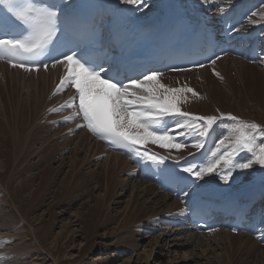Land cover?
I'll return each mask as SVG.
<instances>
[{"label": "rangeland", "instance_id": "rangeland-1", "mask_svg": "<svg viewBox=\"0 0 264 264\" xmlns=\"http://www.w3.org/2000/svg\"><path fill=\"white\" fill-rule=\"evenodd\" d=\"M199 1L202 11H207V8L214 4V10L207 11L208 14L215 13V8H219L225 9L223 15L230 11L228 9L231 7L230 3L235 2V0ZM134 5L136 9H143L146 6L144 4ZM242 19L243 21L246 19L244 21L246 27H264V0H255L248 15L243 16ZM260 50L259 58L261 57V59L258 63L249 64L242 58L226 57L219 65L198 71L200 77L208 74L207 84L204 79L195 80L194 87H199V92H194V89L187 85L193 90L187 94L194 96L193 99L204 97L207 105L201 104L202 101H200L198 103L199 112L205 115L196 113L194 116L219 117L221 113H224L222 112L225 111L223 106L219 105L217 101L213 102L210 98V89L215 87L220 90L217 83L219 76L223 78L225 92L229 93L226 110L232 109L231 113L233 114L224 113L225 124L222 121L219 127L214 126L216 130L208 138L205 147L199 149L209 152L211 158L216 143L222 138L217 137L222 124H224V128L230 129L229 138L234 134L235 137L237 135L235 129L231 128L237 127L232 126L236 123L227 119L228 114L237 115V118L247 121L249 124L254 122L262 128L264 127L260 124L264 123V102L260 106L257 105L258 99L253 98V95L258 92L254 88L251 90L246 84L263 77V45ZM229 58L242 62L243 71L247 69L246 64H248V71L239 75L237 68L232 63L227 62ZM239 64L237 63L238 66H243ZM224 66L229 67L225 69ZM191 73L196 75L195 71ZM189 75L184 74L168 79H182ZM38 78L42 82L41 86L44 85L45 88V92L44 90L41 92V98H30V93L33 96L36 95L35 89L31 92L27 89V91L21 89L19 92L21 95H18V99L13 101L14 104L10 101L4 105L10 109L11 113L5 111L4 102L0 99V252L3 251L0 253V264H218L215 263L214 256L222 253L221 249L215 248L213 251L207 246L204 247L207 251L203 252V247H191L187 241V236L194 231L190 230L188 225L184 227V224H178L179 221L178 223L176 220L173 223L169 222V219L165 218L167 214H158L156 215L158 218L154 216L156 211L161 212L160 209H162L156 208L155 203H150V208H153L150 212L137 218H130L133 217V211L129 205V196L133 193L134 189L131 188L133 184L131 181L125 182L126 186L123 182L121 183L127 174L122 168H119L121 167L119 165L105 169L106 166L103 163L107 153L105 146H100V150L105 152L103 153L104 156L102 154L97 158L94 156L89 158L90 150H87V147H89L90 140L88 136L82 139L83 141L81 140L80 144L83 146L81 150L74 149L77 146L72 139L69 140V135L75 133L79 137L81 134V136L89 134L91 137V133L86 126H82L85 122L80 119L79 113L72 109V106L64 104L69 96L67 89L55 90L50 93L51 80L43 82L42 78ZM163 79V76H159L162 84ZM186 83L184 82V84ZM249 85L253 87L250 83ZM165 86L172 88L170 81ZM185 88L188 89L186 86ZM2 89L11 96L13 95L6 88L2 87ZM54 97V102L60 104L58 107L49 103L53 101ZM67 99L69 100L70 97ZM25 107L28 108L26 111L30 112L29 114L22 113ZM169 120L173 126L175 121ZM85 130L86 133H84ZM259 137L263 138L264 133H261ZM189 138L193 139L189 142L190 146L184 143ZM80 139L81 137H79V141ZM263 141L258 140V144ZM179 142L188 147L164 148L151 142L145 143V147L149 153L160 152L158 157H163L164 153L171 155L168 153L178 150L180 153H184L181 158L189 161L192 153L198 150L191 145L192 142L195 143V138L181 137ZM211 149L213 151L210 152ZM75 154H77L75 156L77 158L74 157ZM250 155L249 153H242L240 159L245 162ZM80 158L84 161H80ZM121 159L120 161L123 162V158ZM61 162L64 164L62 169L58 171L57 168ZM196 163H198L197 160ZM258 169L263 171L259 176H264V167L255 163L252 168L242 171V175L240 174L242 181L238 180L239 187L248 185L247 183L252 181L253 176L259 173ZM53 170L58 171L57 173L60 172V175H55ZM89 170L95 171L90 172ZM142 170L143 168L141 170L138 168L143 179L145 178L141 181L153 184L151 179L142 175ZM87 172L90 173L89 175L92 174V177L94 172V177L90 176L92 182L88 186H84L85 184L81 186L82 179L84 175H87ZM51 174L53 177H50ZM95 174L97 177L101 176L100 181L97 180ZM29 175H33L31 180H28L27 176ZM107 176L110 177L109 180H107ZM95 180L100 182V186ZM212 181L223 182L219 177ZM130 183L131 185H128ZM250 184H262V182ZM137 185L139 186L141 183ZM224 185L228 186L227 183ZM87 187L90 188L87 189ZM118 188L119 190H117ZM56 190H59L57 195L54 194ZM109 204H111L110 207ZM135 208L136 206H133V210ZM175 212L182 214L183 210ZM149 215L153 216L149 217ZM171 216L173 217V214ZM44 226L46 227L43 228ZM229 233L238 236L232 232ZM233 238L231 237L232 243L229 249L233 248L235 252L230 250L231 259L233 254L246 259L251 252L239 248L240 237ZM215 245L213 244V246ZM197 252L200 253L197 254ZM148 256L150 258L147 260L146 257ZM222 258L223 264H258L256 256L244 259L247 262L241 261L240 258L237 259L238 261L232 259L231 262L225 255Z\"/></svg>", "mask_w": 264, "mask_h": 264}, {"label": "snow or ice", "instance_id": "snow-or-ice-1", "mask_svg": "<svg viewBox=\"0 0 264 264\" xmlns=\"http://www.w3.org/2000/svg\"><path fill=\"white\" fill-rule=\"evenodd\" d=\"M122 2L146 5L147 0ZM0 4L7 7L15 21L28 25L20 33L0 29V58L7 56L8 62L13 63V58L22 53L35 54L50 50L54 38L62 30L61 17L65 14L60 5L49 4L47 0H22L20 4L14 0H0ZM26 32L29 34L24 35ZM210 62L214 65L216 60L212 59ZM61 63L66 74L61 77L57 89H75L76 96L72 104L75 105L78 100L79 114L85 122L82 126H86L110 144L135 153L137 162L144 160L157 167L164 165L165 157L142 150L147 142L180 149L185 146L179 142L181 137H193V146L202 149L216 130L214 126L217 122L226 118L223 113L219 117L194 116L182 111L178 106L180 97L177 95L182 90L171 89L160 83V73L156 71H150L140 79L130 78L125 82L118 73L109 74L110 69L88 60L77 51L55 61V64ZM199 66L203 67L202 64ZM19 67L31 70L23 62ZM44 67L47 68V65ZM186 91L193 92L190 88ZM168 119L175 121L170 128L167 127ZM227 119L235 121L237 125L235 139L223 136L216 143V149L211 154L212 159L206 166H188L182 169L183 172L191 174L197 180L215 174L227 183L237 169L248 170L254 163L264 167V142L258 144L257 136V133H264V128L254 122L249 124L231 114H228ZM162 122L166 125L164 128L154 127ZM241 152L250 153L253 158L247 162H237L236 157ZM167 169L168 166L164 165L161 170Z\"/></svg>", "mask_w": 264, "mask_h": 264}, {"label": "bare ground", "instance_id": "bare-ground-1", "mask_svg": "<svg viewBox=\"0 0 264 264\" xmlns=\"http://www.w3.org/2000/svg\"><path fill=\"white\" fill-rule=\"evenodd\" d=\"M77 1H79V0H76L75 2H77ZM241 1L242 0H235L234 3H230L231 7L228 8V9H230V12H232L231 13V16H234L236 14H239V8H238V6L241 4L240 3ZM250 1H252V0H245L244 2H249L250 3ZM104 4H105V6H104L105 14H108V15L117 14L120 19H123L120 22L121 26L123 28H125V27L128 28L125 31H122V30L121 31H117V26L115 25V27H114L115 31L117 32V35L120 36V42L122 44V56H127L128 58L132 55V50L135 47L134 38L136 36V33L139 30H142V28H145V26H144L145 24L142 21H140V19L143 18V17H146L147 18L148 15L154 13L156 10H160V9L162 10V12L158 15V17L160 18V20L155 21V20L152 19L153 24H154V27L157 26V33L158 34H160L161 31H162V29H163V26H161L160 24H162V20H166V16L164 14V12H166V11H168V13H169L167 19L170 22V24L176 20L175 17H174V15H173V13L176 14V16H186V17H189V18L192 19V26H193V28L196 31L200 32V23L201 24H205L206 27H209V25L212 22L213 23L216 22V20H218V18L223 15L222 13L225 10V9H222L221 10L219 8H215L216 9L215 10L216 11L215 13L208 14L207 11L214 10V4L212 5V7H208L207 8V11L206 10L205 11H202L200 9V1L198 2V0H166V2H164V0H161V1L160 0H147L146 6L143 9L141 8L140 10H134L133 7H130L129 9L124 8V5L126 3H123L122 0H106L104 2ZM129 5L130 6H134V4H129ZM126 19H128V22L130 24L127 23V20ZM141 20H143V19H141ZM189 26H191V23H189ZM258 29L259 28H256L254 31L253 30L248 31L247 29L246 30H241V27H240L236 31L237 32L236 35L234 36L232 34L231 37L236 38V39L239 40V39H241L242 36H245V35L248 34L250 36L249 38H251L253 36V34L257 32L256 30H258ZM247 31H248V33H247ZM205 35H206V38H211L212 37L209 33H207ZM127 36L130 39L127 40L126 39ZM140 39H144V35H140L137 38V40H140ZM257 39H259V36L257 37ZM120 58H123V57H120ZM224 59H226V57H224V58L216 61L214 65L211 63V64H208L206 67H204L202 69L195 70L196 75H194V73H191L192 71H189V72L188 71H185V72L184 71L183 72H168V73L164 74L163 85H166L170 81L171 82V86H172V88L170 87L171 89H181L182 90L181 92L177 93V95L180 97V103H179L178 106L180 107V109L182 111L191 113L193 115H196V113L201 114V115H205L203 113H200L199 112V108H198V103L200 101H202L201 104H205V106H207L206 103H205V101H204V97H200V98L193 99L194 96H192L191 94H187L188 91H186L185 86L188 88L187 85H189L192 89H194V92H199L200 91V88L199 87H194V82H195L196 79L197 80L204 79V82L207 84L208 83V74L204 75V77H200L197 72L198 71L207 70L209 67L217 66ZM231 60H233V61H231ZM236 60L237 59H230L229 58L227 60V62L228 63H232V65L235 68H237V70L239 71V75H242L246 71H248V69H249L248 68V64H246L247 69L243 71L244 65L242 64V62L236 61ZM247 62L249 64H251L248 61V59H247ZM237 63H240L243 66H241L240 64H239L240 66H238ZM228 67L229 66H227V68H226V66H224L225 69H228ZM58 68H60V69L63 68L64 69V67H62L61 65H59V66L50 67L48 69H43V70H39V71L28 70V69H22V71H19L18 68L14 69L11 66H9L7 63L0 61V99L4 102L3 106L5 104L7 105V103L10 102V101H12L11 103H13V101L17 100L18 99L17 98L18 95L19 96L21 95V93L19 94V92H20L21 89H23V90H26L27 89L30 92L33 89H35L36 93L35 92L34 93L36 95L33 96L30 93V98H32V97H35L37 99L38 98H41V92L43 90L45 92V88H44V85L41 86V83L42 82H41V80L38 77L42 78V81L43 82L46 81V80L47 81L48 80L49 81L51 80V83H50L51 87L49 88L50 89L49 92L52 93V91L56 88V85H57L58 80L61 79V77H63L66 74V70H64L65 73H62ZM184 74H190V75L188 77H184L182 79H168V78H171V77L180 76V75H184ZM222 79H223L222 76H219V81H217L218 86L220 87V90H217L215 87H213V89H210V98L212 99L213 102L214 101H217L219 103V105H222L223 106V109L225 111H222V112H224V113H227V112L228 113H231L232 109L229 108L230 111L229 110H226V108L228 107V102H229V97H228L229 96V93L228 92H225V84L222 81ZM184 82H187V83L184 84ZM249 83L251 85H253V87H251L249 85ZM246 84L248 85V87L251 90H253V88H254V90L258 92V93H255V95H253V98L258 99L257 100V105L260 106V104L262 102H264V98H263L264 97V71H263V77L262 78L256 79V81H254V82H251V81L250 82H247ZM2 87L3 88H6L8 91L12 92L13 95L11 96L7 92H5L2 89ZM72 96H73V94H71V97L68 96L67 98L70 97V99L68 100L66 98L65 103L64 102L63 103L64 104H67L69 106H72V109H75L76 110L78 108V102H76L75 105H73L72 104V101H73V97ZM57 98H59V97H57ZM189 98H190V100H189ZM54 101H55V97L53 98V101L52 102H49V103L55 104L58 107L60 104L57 103V102L55 103ZM239 101H241V100H239ZM69 102H71V103H69ZM261 106H263V105H261ZM46 107H48V106H46ZM27 109L28 108L25 107L24 108V111H22V113L25 114V115L26 114H29L30 112L26 111ZM5 111H7L8 113H11L10 109L9 108H6V107H5ZM218 111H221V110H218ZM218 114H220V113H218ZM231 114H233V113H231ZM78 115H79L80 119H83V118H81V115L80 114H78ZM236 116L237 115H235L234 117H236ZM222 121L224 122V119L223 120H220V122H222ZM245 122H247V121H245ZM260 124L264 126V123H260ZM74 125H75V123H74ZM232 126H237V125L236 124H233ZM231 128L232 129H235L236 127H234V128L231 127ZM86 132L87 131L85 130L84 133H86ZM89 132L91 133V137H90L89 134H85V136H81L82 134L81 135L77 134V135H79V137H81V139L79 141V137L76 136L75 133H73V134L69 135L70 136V139L69 140L72 139L73 142H74V144L77 146L74 149L81 150L83 146H82V144H80V142H81L82 139H84V138H86V136H88L89 137V140H90L89 141V143H90L89 144V147H87V150H90L89 155H88L89 158H90V156H94L96 158L97 157H100L103 153H105L104 151L100 150V146H105V148H106L105 151H107V153L105 154V160L103 162L105 164V166H106L105 169L112 168L113 166L119 165V166H121L119 168H122V170L125 171V173L127 174V177L123 178L124 181L121 180V183L123 182L124 185L126 186L125 182L127 183L128 181L129 182L131 181L132 184H133L131 186V188H133L135 190V191L133 190L132 191L133 193H131L130 196H129L130 197L129 198V205H130V208H132V211H133L132 212L133 217L132 216L130 217L132 219L133 218L140 217V216H142V214L145 215V213H148L151 210H153V208H150V203H155L156 204V208H159V209L162 208V209H160L161 212L160 211L159 212L156 211V214L154 216H156L158 214H163V215L164 214H167L168 216L165 215V217L166 216L167 217H172L171 215L173 214V217L174 218H177L176 219V222L178 223V221H179L178 224H181V225L184 224L185 225L186 224V221L188 220L187 218L189 216L190 211L192 209H194L196 206H201L203 204H210L214 209H216V210H221V209L223 210L224 209V212H223L224 214L231 215L232 208L236 207V205L239 203L238 200L234 202L233 196H228V195H226L225 198L222 197V199H220V200L217 201V203H221V204H216L215 202H212V203L209 202L212 199L213 200L214 199H217V196L219 195V192H217V190L215 189V186H219V187H221L223 189L224 186H222V185L225 183V182L212 181L214 178L217 177L215 174L206 175L203 178V181L204 182L201 181V184H199V185L196 184L187 193V195L184 194L183 197H181L180 200L171 199L170 196L164 194L163 192H161L159 190V188L155 185V182L152 184L151 182H148L147 183V182L141 181V180H144V179L141 176V173L138 171L137 166H135L132 163V160L129 159V156H128L129 154L127 155V154H125L123 152L110 149L106 145V143H104L102 140L96 138L92 134V132L90 130H89ZM257 134L260 135L261 133H257ZM234 137H235V134L233 136H230L231 139H234ZM77 138H78V140L76 141ZM164 148H166V147H164ZM214 149H216V147ZM242 153L243 152H241L236 157L237 162H241L242 163V160L240 159V155ZM77 154H79V153H77ZM77 154H75L74 157ZM168 154H171V155H167L166 153H164L163 157L166 158L164 162H167V163L169 162V163L175 165L177 168H180V169H183L185 167H188V166H185L186 161H175V158L176 159L179 158V159L184 160L183 158H181V156H183L182 154H184V153H180L177 150L175 152H172L171 151ZM221 154H222V152H221ZM51 156L54 157L53 154H51ZM103 156H104V154H103ZM208 156H210V154ZM250 156H249V159H252L253 157H250ZM198 157L199 158L196 159L198 163H201L204 160L206 162V164H207L212 159L211 156L207 158V156L204 153H200V156H198ZM71 158H72V156H71ZM75 158H77V157H75ZM121 158H123V160H124L123 162L120 161V160H122ZM217 158H218V156H217ZM53 159H55V158H53ZM88 159H87V161H88ZM74 160H76V159H74ZM79 160L81 161L83 159L80 158ZM109 162H111V163H109ZM50 163L52 164L51 161H50ZM63 164H64L63 162L60 163V165L57 168L58 171H60L62 169ZM145 164H146V161H144V167H143V170H142V175L143 176H146L147 178L151 179V181H152V178H154V173L152 172V170H150L147 167H145ZM189 164L190 165H194L192 161H190ZM206 164H205V166H206ZM198 165L201 167V164H198ZM29 170H31V169H29ZM89 171L92 172V171H95V170H89ZM260 171H262V170H260ZM57 172H56V170H53V173H55V175H58L60 173V172L59 173H57ZM258 172H259V170H258ZM77 173H78V171H77ZM241 173H242V171H240V170H236L234 172V174H237L238 175V180L239 181H242L241 176H240ZM86 174L87 175H84V177L82 179V182L80 184L81 186L83 184H85L84 186H88V185H90V182H92V179H91V177H92L91 175L92 174L89 175L90 173L88 174V172ZM187 174H188V178L192 176L189 173H187ZM128 175H129V177H128ZM51 176H52V174L50 175V177ZM95 176H96V174H95ZM27 177H28V180H31L33 178V175H29ZM93 177H94V172H93ZM107 177H108L107 180H109L110 177L109 176H107ZM96 178L99 181L101 180L100 179L101 176H98V177L96 176ZM133 178H135L136 180L135 179L133 180ZM99 181H96V182L100 186V182ZM186 181L187 180H185V183L184 184H186ZM139 183H141V185L138 186L137 184H139ZM219 183L221 185H219ZM235 183L236 182L233 180V178L230 179L227 182V184L229 186H231V187L234 186ZM236 184L238 186L239 183L237 182ZM124 185H123V187H124ZM128 185H131V183L128 184ZM189 187H190V185H189ZM208 187L211 189V191L213 193H212V197L208 198V200H207V199H205V193H206V189ZM259 187H260V189L258 190L257 193H256V191L255 192H250V193L243 192L242 201L239 204V210H241V208H245V210L248 211V207L249 206L247 204L250 203L251 201H254L255 196L257 198L258 197L264 198V184L259 185ZM88 188H90V187H87V189ZM120 189H121V187H120ZM126 189H128V188L126 187ZM39 190H40V188H39ZM117 190H119V188ZM235 190L233 192H235ZM115 192H117V191H115ZM58 193H59V190H56L54 194L57 195ZM153 194H155V195H153ZM207 195H209V192L207 193ZM260 202H262V201L260 200ZM110 205L111 204H109V207H110ZM250 205H252V203ZM133 206H136V208L134 210H133ZM262 208H264V207L262 206ZM106 209H107V207H106ZM180 210H183V213L182 214H180L178 212H175V211H180ZM152 216L149 215V217H152ZM180 216H183V219L180 218ZM156 217L158 218V216H156ZM173 217H172V219H169V222L173 220ZM166 221H168V220H166ZM132 222H133V220H132ZM181 225H179V226H181ZM45 227L46 226H44L43 228H45ZM188 228L193 231V227L192 226L189 225ZM41 232H42V230H41ZM229 232L230 231L228 229H223V228L218 229L216 231L207 232V233H197V232L194 231L190 235L187 234L188 235L187 236V241L190 243L191 247L194 246L195 248H199V247L202 248L203 247V249H204V247H207L208 246V248L212 249L213 251H215L214 250L215 248L216 249H221L222 250V253H218L214 257L216 259L215 260V263L223 264V258H222L223 255L228 256V260L229 261H231L232 259H234L235 261H238L237 259L241 257L240 255L233 254V258L231 259L230 250L232 252H235V251H234L233 248L232 249H229V247H231V243H232L231 242V237L232 238L233 237L234 238L240 237V240H239V243H238L239 244L238 245L239 248L242 249V250L245 249V250H247V252H251L247 256V258H249L251 256H256L257 257L256 259L258 260V264H264V242H261L260 243V241L257 240V239H255L254 236H251V235H248V234H244V233H238V234L232 233V234L238 235V236H233ZM213 244H216V245L213 246ZM206 251L207 250H205V249L203 250V252H206ZM0 253H3V251L0 252ZM199 253L200 252H197V254H199ZM3 256H5V255H3ZM146 258L148 260L150 257L148 256ZM240 259H241V261H243L245 259V257H241ZM245 262H247V261H245Z\"/></svg>", "mask_w": 264, "mask_h": 264}]
</instances>
